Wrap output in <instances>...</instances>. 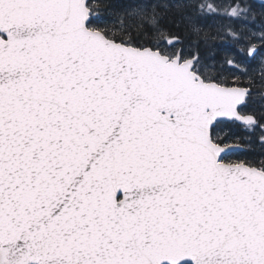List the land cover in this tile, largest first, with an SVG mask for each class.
<instances>
[{
  "label": "snow or ice",
  "instance_id": "1",
  "mask_svg": "<svg viewBox=\"0 0 264 264\" xmlns=\"http://www.w3.org/2000/svg\"><path fill=\"white\" fill-rule=\"evenodd\" d=\"M170 11L221 6L0 0V264H264V154L220 131L264 147V0L223 8L222 60Z\"/></svg>",
  "mask_w": 264,
  "mask_h": 264
},
{
  "label": "trees",
  "instance_id": "2",
  "mask_svg": "<svg viewBox=\"0 0 264 264\" xmlns=\"http://www.w3.org/2000/svg\"><path fill=\"white\" fill-rule=\"evenodd\" d=\"M112 2L117 7H125L128 4L132 3L133 0H112ZM161 2H164V0H161ZM189 15H191L192 19L181 21V18L174 13V11H170L167 14L163 15V23L166 28L169 30L178 33L183 41V44L185 47L189 48L192 51H199V54L202 57H209L211 55H215L217 60L223 59L222 55L230 54L228 53L227 47L220 43V35L219 31H217L215 28H206L202 27L200 22L201 20H206L207 17L204 16H197L195 13L189 12ZM180 23V27L177 28L176 24ZM198 29V31H197ZM218 32V33H217ZM219 42L220 48H223V52H217L218 47L217 43ZM252 65H248V68H251ZM253 79L255 80V84L253 85V93H254V101L255 103L250 105V109L259 110V102L264 103L261 100V95H264V88L261 87L260 84V71L254 72L252 74ZM226 131H228V134L230 136L239 137L238 134H242L240 131V128L237 125L234 124H227L223 127ZM238 130V132H237ZM238 133V134H235ZM243 144L247 145V149L245 152H242L241 156H260L264 154V149L258 145L257 141L254 143L251 142H245L241 141ZM261 147V148H260Z\"/></svg>",
  "mask_w": 264,
  "mask_h": 264
},
{
  "label": "rangeland",
  "instance_id": "3",
  "mask_svg": "<svg viewBox=\"0 0 264 264\" xmlns=\"http://www.w3.org/2000/svg\"><path fill=\"white\" fill-rule=\"evenodd\" d=\"M212 2H214L215 4L221 6L220 14L219 15H215V16H211V17H207L206 20L202 19L200 24H201L202 27H206L208 29L209 28H215L217 31H223V30L226 29V28L224 29V25H226L228 22L231 24V21L228 18H226L224 16V13H223V8L226 7L227 5H229L231 0H212ZM219 45L220 44L218 42L217 43V47H218L217 52H221L223 50V48H220ZM262 54H264V52H262ZM222 56H225V55H222ZM258 60H259V57H257V61ZM257 61H252L251 63H249V61L247 59H245V61H244L245 67H248V64H252L254 66V67L249 68L250 74H253L254 72H257L258 70L260 71V68H259V65H258ZM259 100H261V99H259ZM259 107H261V103L260 102H259ZM239 128H240V131L242 132V134L240 135V134H238L236 132H235V134H238L239 137H242L243 141L251 142V143H254L255 141H257L258 145L261 146V144L259 142V135H260V130L259 129H256L254 133H247L241 127H239ZM220 131H221V134H224L225 132L228 133V131H226L223 128ZM237 132H238V130H237ZM262 148L264 149V147H262ZM241 154L242 153H239L240 156H241Z\"/></svg>",
  "mask_w": 264,
  "mask_h": 264
},
{
  "label": "flooded vegetation",
  "instance_id": "4",
  "mask_svg": "<svg viewBox=\"0 0 264 264\" xmlns=\"http://www.w3.org/2000/svg\"><path fill=\"white\" fill-rule=\"evenodd\" d=\"M224 41V39L223 40H220V43L221 42H223ZM225 47H227V50L229 51L230 49H233V44L231 43V40L230 39H226L225 40ZM221 52H224V50H222Z\"/></svg>",
  "mask_w": 264,
  "mask_h": 264
},
{
  "label": "bare ground",
  "instance_id": "5",
  "mask_svg": "<svg viewBox=\"0 0 264 264\" xmlns=\"http://www.w3.org/2000/svg\"><path fill=\"white\" fill-rule=\"evenodd\" d=\"M229 25H230V23H227L226 25H224V29L226 28L225 30H227Z\"/></svg>",
  "mask_w": 264,
  "mask_h": 264
}]
</instances>
